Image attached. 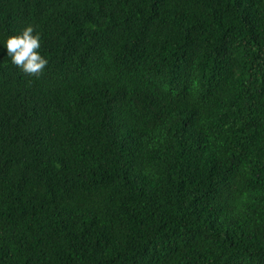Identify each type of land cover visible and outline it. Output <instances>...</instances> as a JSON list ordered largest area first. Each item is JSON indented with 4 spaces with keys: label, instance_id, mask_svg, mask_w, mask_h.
<instances>
[{
    "label": "trees",
    "instance_id": "1",
    "mask_svg": "<svg viewBox=\"0 0 264 264\" xmlns=\"http://www.w3.org/2000/svg\"><path fill=\"white\" fill-rule=\"evenodd\" d=\"M0 264H264V0H0Z\"/></svg>",
    "mask_w": 264,
    "mask_h": 264
},
{
    "label": "clouds",
    "instance_id": "2",
    "mask_svg": "<svg viewBox=\"0 0 264 264\" xmlns=\"http://www.w3.org/2000/svg\"><path fill=\"white\" fill-rule=\"evenodd\" d=\"M34 31L33 26H27L19 35L9 37L5 48L15 66L25 74L38 78L43 74L47 60L38 51L41 46L40 35L34 34Z\"/></svg>",
    "mask_w": 264,
    "mask_h": 264
}]
</instances>
